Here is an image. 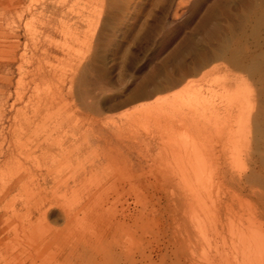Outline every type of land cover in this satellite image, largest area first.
<instances>
[{
	"label": "rangeland",
	"instance_id": "374dc122",
	"mask_svg": "<svg viewBox=\"0 0 264 264\" xmlns=\"http://www.w3.org/2000/svg\"><path fill=\"white\" fill-rule=\"evenodd\" d=\"M0 264H264V0H0Z\"/></svg>",
	"mask_w": 264,
	"mask_h": 264
},
{
	"label": "bare ground",
	"instance_id": "6f19581e",
	"mask_svg": "<svg viewBox=\"0 0 264 264\" xmlns=\"http://www.w3.org/2000/svg\"><path fill=\"white\" fill-rule=\"evenodd\" d=\"M50 19H52V18H50ZM50 22H51V21H50ZM51 23H52V22H51ZM49 24H50V23H49ZM51 29H52V28H51ZM66 29H67V28H66ZM63 30H64V29H63ZM50 31H51V30H50ZM59 31H60V30H59ZM53 32H54V31H53ZM53 32H52V33H53ZM61 32H62V31H61ZM54 35H55V34H54ZM65 36H66V35H65ZM49 37H51V36H49ZM77 38H78V37H77ZM60 45H61V44H60ZM56 46H57V45H56ZM56 46H55V47H56ZM56 48H57V47H56ZM58 50H59V49H58ZM58 60H59V59H58ZM42 82H43V81H42ZM21 94H22V96H24L23 93H20V95H21ZM18 95H19V94H18ZM16 96H17V95H16ZM17 98H18V97H17ZM17 98H16V99H17ZM18 100H19V99H18ZM18 100H16V101H18ZM23 118H24V117H23ZM25 119L27 120L28 118L26 117ZM23 120H24V119H23ZM28 120H29V119H28ZM66 121H67V120H66ZM23 122H24V121H23ZM60 122H61V121H60ZM31 123H32V122H31ZM57 123H58V122H57ZM25 124H26V123H25ZM59 124H60V123H59ZM61 124H62V123H61ZM28 125H29V124H28ZM55 126H58V125H55ZM60 126H61V125H60ZM60 126H59V127H60ZM59 127H58V128H59ZM55 139H56V138H55ZM232 140H233V139H232ZM50 141H51V140H50ZM52 141L54 142V140H52ZM55 141L58 142L57 140H55ZM60 141H61V140H60ZM47 142H48V141H47ZM47 142H46V144H45L46 147H48V143H47ZM59 143H60V142L55 143V144L57 145V144H59ZM43 144H44V143L39 144V146H37L39 150H44V149L46 150V149H48V148H46V147L44 148V147H43ZM50 144H51V142H50ZM60 144H61V143H60ZM60 144H59V145H60ZM52 145H53V144H52ZM61 146H62V144H61ZM61 146H60L59 148H61ZM22 147H23V146H22ZM20 148H21V147H20ZM14 149H15V148H14ZM61 150H62V148H61ZM16 152L19 153V151H17V150H16ZM20 152H21V151H20ZM10 154H11V153H10ZM5 156H6V155H5ZM8 156H9V155H8ZM3 157H4V156H3ZM12 157H13V156H12ZM4 158L6 159L7 157H4ZM9 158H10V157H9ZM13 158H14V157H13ZM23 158H24V157H23ZM25 159H26V158H25ZM3 160H4V159H3ZM13 160H16V159L14 158ZM17 160H18V159H17ZM29 160H30V159H29ZM6 161H7V159H6ZM53 162H55V161H53ZM5 163H6V162H5ZM52 165H53V164H51V166H52ZM26 176H28V177H32L33 175H32V173H28ZM202 193H203V192H202ZM199 194H200V193H199ZM199 196H200V195H199ZM204 200H205V199H204Z\"/></svg>",
	"mask_w": 264,
	"mask_h": 264
}]
</instances>
